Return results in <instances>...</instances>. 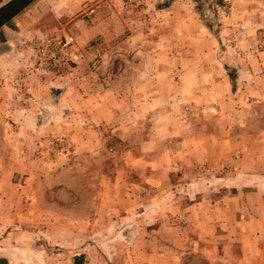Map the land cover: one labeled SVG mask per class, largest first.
I'll use <instances>...</instances> for the list:
<instances>
[{"label": "rangeland", "instance_id": "rangeland-1", "mask_svg": "<svg viewBox=\"0 0 264 264\" xmlns=\"http://www.w3.org/2000/svg\"><path fill=\"white\" fill-rule=\"evenodd\" d=\"M66 32L72 61L34 70L22 39ZM4 46L24 66L0 64V264H264V0H34L2 26ZM201 63L227 71L225 102L128 114L146 67L171 87ZM66 90L111 112L58 107Z\"/></svg>", "mask_w": 264, "mask_h": 264}, {"label": "crops", "instance_id": "crops-1", "mask_svg": "<svg viewBox=\"0 0 264 264\" xmlns=\"http://www.w3.org/2000/svg\"><path fill=\"white\" fill-rule=\"evenodd\" d=\"M196 35H198V33ZM201 41L203 42V36H201ZM2 48H3L2 49L3 51L0 53V61H1L0 64L5 63L4 66H8L11 63L18 62L20 66L21 65L24 66V64L22 63L24 60L21 59V55L19 56L17 53L10 50L9 47L7 46H4ZM206 54H209V53H206ZM261 56H263V58L261 59L262 61L261 63L264 65V52H263V55ZM211 58H214V55L211 54ZM0 67H3V66L0 65ZM60 68L62 67H59L58 69ZM157 68H158L157 72L159 73V76L156 79V81L159 80V82H161L159 86L154 85L156 81H154L153 79H150V75H147L148 73L147 67L144 70V72H146L144 79L137 80L136 78L134 81L129 82V87L132 88L133 91H130L129 93L130 96H132V100H131V97H129L128 104L129 105L134 104V107L131 108L130 106L128 108V111H127L128 114L132 113L134 117H137L140 113V116L145 117L147 116V114L151 113V111L159 109L161 111V113H159L160 114L159 120L160 122H162L165 118V115H167V108L163 106V103H166V101H168L169 98L174 100L176 105H178L179 103H184V104L189 103L191 106V109L194 110L193 113L195 114L197 113L196 109L199 110L198 107H202V110L204 108L205 112L207 113L209 107L211 106L214 107L213 104L225 102L228 96L227 95L228 90L230 89L232 90V86L230 85V81L228 79L227 71L219 65H213V64H208V63H201L199 65H191V66L188 65L184 69V75L182 76L183 79L182 77L178 78L176 82L175 81L173 82L171 87L167 85V82L170 80L169 77L166 75L167 69H165L163 66H160ZM26 79L27 78H25V81ZM63 82L64 80L61 82L62 85L64 84ZM65 86H68V85L64 84V88ZM111 86H113L112 83H111ZM167 87L172 88L173 89L172 92H170ZM74 93H75L74 91H71L70 96H69L67 93V90L62 92V94L56 98V100L59 99V101L57 102L58 107L65 106L66 108L71 105L73 106V108H78L79 112L85 115L91 112L87 106L91 103V101L96 100V102L94 103L96 105L93 106L92 111H94V114L96 113L98 114L95 116L96 118H102V116H104L103 113L105 112V108H103L102 106H103V103H106V101L105 102L102 100L100 101L101 99L100 95H98V99H91L88 96H84L82 94L80 96V99H78L77 96H74ZM71 96L74 98H70ZM122 103H124V101L119 102L118 105L121 106ZM73 108L70 107V109H73ZM83 110H85L86 112H84ZM113 111L115 113L116 109L113 108ZM109 112H111V109H107L105 113L107 114ZM119 112H121L120 109H118V113ZM175 124H176L174 125L175 128H173V130L171 129V132H174V134H177V133L179 134L180 131H177L176 133V129L180 130V128L177 126V123ZM155 126L158 128L161 127L160 128L161 134L166 135L169 132L168 131L169 128H167L163 123L159 125L155 124ZM147 127L148 125L145 126V129H147ZM195 128H196V132L197 131L199 132L197 134L200 135L204 133L203 131L201 132V129H200L202 128V126H199L198 124H196ZM187 132H188V129L186 128L185 133L187 134ZM146 140L147 139H144V141L140 143L141 147H145V145L148 144ZM139 148L140 147H138L137 150H139ZM137 199L138 198H136V200ZM25 242L26 241L23 240L22 243L20 244V248H22L24 257H19V259L24 262L30 261L31 263H33L34 262L33 258H31V260H28L26 258V255L30 256L28 253L31 252L30 248H33V247H31L30 244H27ZM66 242L67 241L64 240V243H58V244H60L59 246H64L65 249H67L69 248L68 246H71V245H68ZM59 248L61 247H58V249ZM71 254L72 255H70L68 258L44 257L43 260L46 264H48V263H54L57 260L61 261L62 259H64L63 261L65 262L68 261L69 264H73L74 263L73 256H79L82 253L75 252ZM79 260L80 258L77 257V261ZM81 260L82 262L80 264H90L94 261L93 258L89 260L87 256H83ZM5 261H6L5 256L0 257V262H5Z\"/></svg>", "mask_w": 264, "mask_h": 264}, {"label": "built area", "instance_id": "built-area-1", "mask_svg": "<svg viewBox=\"0 0 264 264\" xmlns=\"http://www.w3.org/2000/svg\"><path fill=\"white\" fill-rule=\"evenodd\" d=\"M21 43L31 50L33 69L43 74L68 65L76 50L75 37L67 32L35 34Z\"/></svg>", "mask_w": 264, "mask_h": 264}, {"label": "water", "instance_id": "water-1", "mask_svg": "<svg viewBox=\"0 0 264 264\" xmlns=\"http://www.w3.org/2000/svg\"><path fill=\"white\" fill-rule=\"evenodd\" d=\"M34 0H8L0 5V28L24 10Z\"/></svg>", "mask_w": 264, "mask_h": 264}, {"label": "trees", "instance_id": "trees-1", "mask_svg": "<svg viewBox=\"0 0 264 264\" xmlns=\"http://www.w3.org/2000/svg\"><path fill=\"white\" fill-rule=\"evenodd\" d=\"M74 258V263L73 264H80L81 262H82V257H83V254H80L79 256H73ZM77 257H79L80 258V260L79 261H77Z\"/></svg>", "mask_w": 264, "mask_h": 264}]
</instances>
